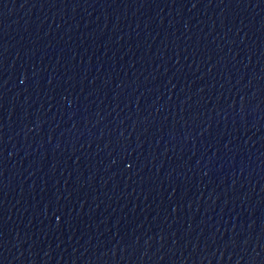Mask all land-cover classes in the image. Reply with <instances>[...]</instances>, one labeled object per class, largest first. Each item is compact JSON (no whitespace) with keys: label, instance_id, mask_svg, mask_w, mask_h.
<instances>
[{"label":"water","instance_id":"1","mask_svg":"<svg viewBox=\"0 0 264 264\" xmlns=\"http://www.w3.org/2000/svg\"><path fill=\"white\" fill-rule=\"evenodd\" d=\"M0 264H264V0H0Z\"/></svg>","mask_w":264,"mask_h":264}]
</instances>
